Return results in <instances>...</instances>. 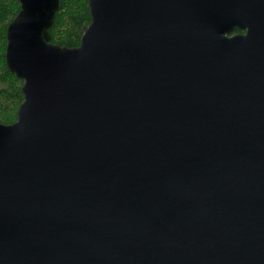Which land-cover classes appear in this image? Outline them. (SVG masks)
<instances>
[{
	"label": "water",
	"instance_id": "water-1",
	"mask_svg": "<svg viewBox=\"0 0 264 264\" xmlns=\"http://www.w3.org/2000/svg\"><path fill=\"white\" fill-rule=\"evenodd\" d=\"M0 264H264V0H15Z\"/></svg>",
	"mask_w": 264,
	"mask_h": 264
},
{
	"label": "trees",
	"instance_id": "trees-1",
	"mask_svg": "<svg viewBox=\"0 0 264 264\" xmlns=\"http://www.w3.org/2000/svg\"><path fill=\"white\" fill-rule=\"evenodd\" d=\"M15 0H0V123L9 125L16 120V111L23 101L22 82L6 68L5 47L8 24L19 12ZM90 24L87 0H59L55 22L49 32L50 41L59 46L74 48Z\"/></svg>",
	"mask_w": 264,
	"mask_h": 264
}]
</instances>
